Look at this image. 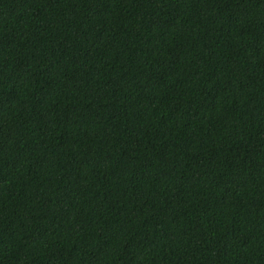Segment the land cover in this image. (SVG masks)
<instances>
[{
  "label": "trees",
  "instance_id": "16d2710c",
  "mask_svg": "<svg viewBox=\"0 0 264 264\" xmlns=\"http://www.w3.org/2000/svg\"><path fill=\"white\" fill-rule=\"evenodd\" d=\"M0 264H264V0H0Z\"/></svg>",
  "mask_w": 264,
  "mask_h": 264
}]
</instances>
